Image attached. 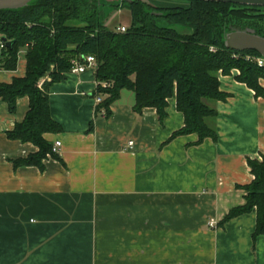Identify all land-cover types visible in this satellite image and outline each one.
Wrapping results in <instances>:
<instances>
[{
  "label": "crops",
  "instance_id": "1",
  "mask_svg": "<svg viewBox=\"0 0 264 264\" xmlns=\"http://www.w3.org/2000/svg\"><path fill=\"white\" fill-rule=\"evenodd\" d=\"M25 69L23 48L0 83ZM237 73L219 74L216 140L199 145L194 134L171 138L183 126L174 97L159 120L154 108L136 112L124 89L102 117L95 70L63 73L48 89L62 131L44 134L61 146L41 167L12 163L37 151L7 136L28 98L14 113L0 99V264H264L254 207L221 223L245 203L248 160L264 158V96Z\"/></svg>",
  "mask_w": 264,
  "mask_h": 264
},
{
  "label": "trees",
  "instance_id": "2",
  "mask_svg": "<svg viewBox=\"0 0 264 264\" xmlns=\"http://www.w3.org/2000/svg\"><path fill=\"white\" fill-rule=\"evenodd\" d=\"M186 6L156 8L142 0L124 1L131 24L125 32L107 27L110 14L121 8L109 0H32L17 10H0V67L13 70L18 52L25 49L24 76L0 83V99L10 113L19 97L28 98L23 120L7 133L9 139L33 144L37 151L12 161L14 167L42 166V160L55 156L47 133H59L61 126L49 111V86L69 72L72 60L95 58L96 95L101 97L95 114H109L110 105L121 90L134 94L133 109L141 112L154 108L159 120L166 114L168 100L175 98L176 109L183 115V126L171 138L194 134L199 145L216 140V131L208 121L217 112L210 103L225 100L219 89V74L238 73L235 79L264 96V65L247 61L246 54L226 48L225 33L252 28L264 36V12L258 6L210 1H187ZM156 13V14H155ZM46 74L49 80L39 84ZM107 84L102 87L101 83ZM253 181L244 189L245 203L232 208L224 219L256 209L255 236L264 234V158L248 160Z\"/></svg>",
  "mask_w": 264,
  "mask_h": 264
},
{
  "label": "water",
  "instance_id": "3",
  "mask_svg": "<svg viewBox=\"0 0 264 264\" xmlns=\"http://www.w3.org/2000/svg\"><path fill=\"white\" fill-rule=\"evenodd\" d=\"M31 1L32 0H0V10L21 9L23 7L28 6ZM127 1L131 2L133 0H127ZM195 1H210V2L230 3V4L248 5V6H264V0H195ZM1 41L5 42L7 47H10L12 44L11 41H6L4 37L1 38ZM223 42L225 47L231 50H235L239 52L253 50L264 58V36L257 34L255 30L252 28L246 27L244 29H233L224 34Z\"/></svg>",
  "mask_w": 264,
  "mask_h": 264
},
{
  "label": "built area",
  "instance_id": "4",
  "mask_svg": "<svg viewBox=\"0 0 264 264\" xmlns=\"http://www.w3.org/2000/svg\"><path fill=\"white\" fill-rule=\"evenodd\" d=\"M115 30L119 31V32H125L126 31V26L125 25H120L117 27H114ZM3 47L2 42L0 41V48ZM245 60L247 61H255L257 63L258 66H263L264 65V58L261 56H255V55H250V54H246L244 56ZM96 68V61L95 58L91 55H87L84 56L82 61L78 60V59H74L72 60V65L71 68L69 70L68 73H72V74H78V73H83L84 71H86L87 69H95ZM98 85V83H97ZM102 87H106L107 84L102 82L101 83ZM101 101V97L100 96H95V102L98 104ZM99 114L104 117L105 116V111L101 110L99 112ZM129 145L132 146L133 142L130 141ZM61 146V141L60 140H56L51 147V151L53 153H56L59 149V147Z\"/></svg>",
  "mask_w": 264,
  "mask_h": 264
},
{
  "label": "rangeland",
  "instance_id": "5",
  "mask_svg": "<svg viewBox=\"0 0 264 264\" xmlns=\"http://www.w3.org/2000/svg\"><path fill=\"white\" fill-rule=\"evenodd\" d=\"M110 1V0H109ZM146 3L153 5L156 8H173L178 6H186L187 3L179 0H144ZM111 2V1H110ZM259 12H264V6H258L256 8ZM125 25L126 27L131 24L130 12L126 8V5H121V9L118 11H113L106 21L107 27L114 28L120 25ZM49 80V75L46 74L42 77L38 83L42 84L44 81ZM263 81V80H261Z\"/></svg>",
  "mask_w": 264,
  "mask_h": 264
},
{
  "label": "flooded vegetation",
  "instance_id": "6",
  "mask_svg": "<svg viewBox=\"0 0 264 264\" xmlns=\"http://www.w3.org/2000/svg\"><path fill=\"white\" fill-rule=\"evenodd\" d=\"M110 1H117L119 4L122 5V4L124 3V1H126V0H110ZM120 9H121V8H120ZM118 10H119V9H118ZM118 10H117V11H118Z\"/></svg>",
  "mask_w": 264,
  "mask_h": 264
}]
</instances>
